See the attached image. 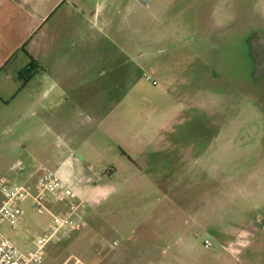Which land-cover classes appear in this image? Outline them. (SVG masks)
Returning <instances> with one entry per match:
<instances>
[{
    "label": "rangeland",
    "instance_id": "rangeland-1",
    "mask_svg": "<svg viewBox=\"0 0 264 264\" xmlns=\"http://www.w3.org/2000/svg\"><path fill=\"white\" fill-rule=\"evenodd\" d=\"M89 4L97 42H0V200L42 165L84 198L40 264H264V0ZM26 198L0 227L24 248L52 221Z\"/></svg>",
    "mask_w": 264,
    "mask_h": 264
},
{
    "label": "crops",
    "instance_id": "crops-1",
    "mask_svg": "<svg viewBox=\"0 0 264 264\" xmlns=\"http://www.w3.org/2000/svg\"><path fill=\"white\" fill-rule=\"evenodd\" d=\"M89 1L0 0V42L6 45L5 53L10 54L22 49L23 46L25 48L29 46L30 49L27 52L37 60V56L41 55L42 45L58 44L60 46L97 42L100 37L102 11L97 9V5H90ZM104 2L107 3L106 7L113 6L114 8V5L121 4L130 9L137 3L140 4L136 0H103ZM112 9H109L110 12ZM113 17L110 13L102 23L105 26L109 25ZM125 19L126 16H124V24L126 23ZM59 51L61 49L55 53L63 54ZM35 192L37 193V189ZM75 193L80 200H84L77 192ZM45 197L48 208L56 210L59 205L52 197L48 195ZM28 198L32 199V197ZM43 224L48 226L47 223ZM116 254L123 255L124 249L118 250ZM109 264H116V262Z\"/></svg>",
    "mask_w": 264,
    "mask_h": 264
},
{
    "label": "built area",
    "instance_id": "built-area-1",
    "mask_svg": "<svg viewBox=\"0 0 264 264\" xmlns=\"http://www.w3.org/2000/svg\"><path fill=\"white\" fill-rule=\"evenodd\" d=\"M14 168L18 173L26 170L22 163H18ZM36 189L37 193L35 192ZM45 194L51 195L56 202L74 200L76 203L66 213H54L46 205ZM1 196L0 227L11 218H19L18 223H13L11 226V232L15 234L19 232L22 214L20 204L26 197L34 199L38 211L46 210L50 213L52 221L25 248L21 247L8 235L0 233V264H40L44 259L46 249L51 243H62L72 238L73 217L77 210L83 206V201L77 197L75 191L54 170L46 165L40 166L37 170L35 183H6L1 187ZM205 247L211 248V241L206 240Z\"/></svg>",
    "mask_w": 264,
    "mask_h": 264
},
{
    "label": "trees",
    "instance_id": "trees-1",
    "mask_svg": "<svg viewBox=\"0 0 264 264\" xmlns=\"http://www.w3.org/2000/svg\"><path fill=\"white\" fill-rule=\"evenodd\" d=\"M22 50L26 51L25 46H23ZM41 68V66L38 64L36 60H32L31 63L20 71L19 75L21 79L23 80V85H26L29 80L38 72V70Z\"/></svg>",
    "mask_w": 264,
    "mask_h": 264
},
{
    "label": "water",
    "instance_id": "water-1",
    "mask_svg": "<svg viewBox=\"0 0 264 264\" xmlns=\"http://www.w3.org/2000/svg\"><path fill=\"white\" fill-rule=\"evenodd\" d=\"M143 6H148L153 0H136Z\"/></svg>",
    "mask_w": 264,
    "mask_h": 264
}]
</instances>
